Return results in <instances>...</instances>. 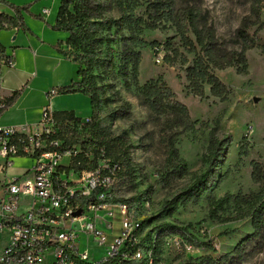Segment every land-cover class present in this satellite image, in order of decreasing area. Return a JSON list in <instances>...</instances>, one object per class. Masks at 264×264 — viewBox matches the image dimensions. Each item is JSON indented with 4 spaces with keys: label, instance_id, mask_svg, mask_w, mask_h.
<instances>
[{
    "label": "rangeland",
    "instance_id": "1",
    "mask_svg": "<svg viewBox=\"0 0 264 264\" xmlns=\"http://www.w3.org/2000/svg\"><path fill=\"white\" fill-rule=\"evenodd\" d=\"M253 0H178V6L194 5L201 10V21L215 28L228 49H241L237 31L245 25L264 44V8L252 12ZM93 29L103 36L93 62L97 84L95 119L114 136H122L130 155L129 163L115 181V197L130 206L132 216L144 222L145 244L155 245L154 264H264V231L257 238L250 217L240 198L264 192V52L257 46L247 52V73L237 68L215 70L216 76L230 90L221 101L205 87L203 97L188 87L186 69L194 55L189 53L176 28L169 22L158 23L147 1L133 10L127 0H94ZM123 8H127L124 11ZM131 13L132 23L123 17ZM156 23V29L148 26ZM171 43V63L157 61V50ZM131 48L141 58L138 74L126 65L125 51ZM187 59V61H184ZM162 80L187 106L194 129L182 131L175 119L153 114L142 103L140 88L152 80ZM72 94V93H70ZM67 95V94H60ZM81 117V116H80ZM43 118V114H42ZM82 118V117H81ZM226 140L222 164L210 180L209 192L198 202L181 203L176 210L165 208L175 192L190 185L195 174L203 173L204 155L210 133ZM20 134L24 133L19 130ZM172 137L179 158L187 163V172L167 180L168 149ZM73 150L81 151L79 146ZM4 163V160H0ZM27 169L36 161L29 156L16 160ZM72 164L65 158L63 166ZM175 165L177 161L172 160ZM259 166V181L253 173ZM77 176L69 178L76 181ZM231 195L232 201L219 218L211 219L214 200ZM116 229L120 224L116 223ZM117 234V232H115ZM0 232V251L6 242ZM84 243V242H83ZM205 244H210L207 246Z\"/></svg>",
    "mask_w": 264,
    "mask_h": 264
},
{
    "label": "trees",
    "instance_id": "2",
    "mask_svg": "<svg viewBox=\"0 0 264 264\" xmlns=\"http://www.w3.org/2000/svg\"><path fill=\"white\" fill-rule=\"evenodd\" d=\"M94 0H61V7L54 30L64 31L69 34L67 45L70 48L66 53L78 64L79 80L68 86L58 88V94L84 93L92 100L93 115L88 122L77 118L73 111H57L51 114L54 124V137L63 142L62 149H72L79 146L81 153L72 159L70 170L93 171L103 158L108 159L111 164H117L119 177L124 169L123 164L129 163L130 155L125 148V141L122 136H114L106 127L102 126L99 120L95 119V100L97 98V84L93 74L95 56L98 45L102 44L104 38L93 29V20L98 19L93 14ZM128 7L132 10L147 1L148 9L154 11L155 21L158 23L169 22L176 28L189 53L194 55L192 65L186 69L187 81L192 93L203 97L205 87H210L211 95L226 101L229 98L230 90L216 76L215 70L226 68H237L241 73H247L248 62L247 52L257 46L264 52V44H260V39L255 33L251 35L245 25L237 31V39L241 44V49H228L218 38L213 26L201 21V10L194 6H178V0H127ZM0 3H6L0 0ZM15 11L16 17L12 18L6 14L0 15V21L8 24V29H27L23 23L21 13L27 7L20 8L7 3ZM264 8V0H253L252 12L260 14ZM124 11L127 8H123ZM132 14L128 13L123 17L127 23H132ZM156 29L157 24L148 26ZM171 43L166 42L165 46H160L165 55L166 63H171L173 58L170 54ZM140 54L131 48L125 51V63L132 64L134 74H138ZM187 61V59H184ZM19 92H15L12 97L5 99L6 108L12 105ZM141 100L148 109L157 116H165L168 121L175 119V125L182 131L194 129L195 122L191 120L186 105L176 99V94L162 80H152L140 88ZM4 111V110H3ZM166 142L168 149V167L172 168L167 172V180L173 175H182L187 172V163L179 158L172 137ZM226 140H220L214 131L209 136V146L204 155L203 163L205 170L203 173L195 174L193 182L183 189L174 193L172 198L166 202L165 208L176 210L178 206L191 202L200 201L210 190V180L213 174L220 168ZM90 156V157H89ZM177 163L174 165L172 160ZM259 166L253 173V178L259 181ZM117 180V178H116ZM245 204L246 211L240 213L243 217H250L254 232L251 238L259 237L264 231V192L258 195H250L240 198ZM232 196L227 194L224 197L214 200L211 203L209 217L219 218L220 211L229 206ZM144 226V222L141 223ZM210 246V244H205ZM156 248V247H155Z\"/></svg>",
    "mask_w": 264,
    "mask_h": 264
},
{
    "label": "built area",
    "instance_id": "3",
    "mask_svg": "<svg viewBox=\"0 0 264 264\" xmlns=\"http://www.w3.org/2000/svg\"><path fill=\"white\" fill-rule=\"evenodd\" d=\"M7 28L0 21V30ZM13 65L0 45V73ZM5 108L0 96V116ZM22 130L0 123V232L8 235L0 264H154L156 246L145 244L142 222L115 197L119 166L104 154L93 171L63 166L65 158L71 162L81 151L62 149L47 110L35 132L28 126ZM23 156L35 165L26 176L11 178L10 168ZM71 176L77 180L69 181ZM23 196L29 200L22 202Z\"/></svg>",
    "mask_w": 264,
    "mask_h": 264
},
{
    "label": "crops",
    "instance_id": "4",
    "mask_svg": "<svg viewBox=\"0 0 264 264\" xmlns=\"http://www.w3.org/2000/svg\"><path fill=\"white\" fill-rule=\"evenodd\" d=\"M3 1L6 3H0V15L16 17L15 11L7 3L28 8L21 13L28 30H0V45L12 55L14 63L12 67L1 69L0 96L9 99L19 92L16 101L2 112L0 123L19 130L28 126L29 131L35 132L46 110L51 114L73 111L84 122L91 119L93 105L88 95L80 92L67 95L57 93L58 88L79 80V66L66 53L70 50L67 45L69 34L54 30L61 0ZM16 160L9 171L12 176H21L27 169L17 164ZM28 200L25 196L21 198L22 202ZM5 237L2 250L8 244V237Z\"/></svg>",
    "mask_w": 264,
    "mask_h": 264
},
{
    "label": "water",
    "instance_id": "5",
    "mask_svg": "<svg viewBox=\"0 0 264 264\" xmlns=\"http://www.w3.org/2000/svg\"><path fill=\"white\" fill-rule=\"evenodd\" d=\"M77 215L80 214V211L76 213Z\"/></svg>",
    "mask_w": 264,
    "mask_h": 264
}]
</instances>
